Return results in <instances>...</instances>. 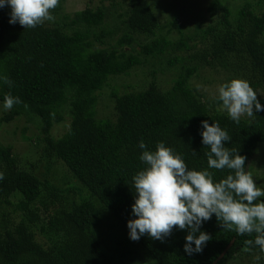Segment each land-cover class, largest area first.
<instances>
[{
    "label": "trees",
    "instance_id": "16d2710c",
    "mask_svg": "<svg viewBox=\"0 0 264 264\" xmlns=\"http://www.w3.org/2000/svg\"><path fill=\"white\" fill-rule=\"evenodd\" d=\"M151 1L101 0L69 14L59 0L51 24L27 29L10 24V8H0V102L7 94L21 100L0 116V125L21 117L32 123L36 133L25 136V127L23 135L34 142L45 168L42 176L35 165L24 167L13 145L0 140V264H235L247 257L264 264L257 233L223 228L215 214L201 225L211 236L201 252H185L188 229L178 227L163 241L130 239L127 224L135 218L137 195L132 178L146 167L141 140L151 151L164 142L190 170H208L219 182L230 170L208 168L210 148L201 135L202 121L216 122L231 137L225 147L246 157L245 170L256 186L250 162L264 143V110L236 123L218 96L191 84L200 68L217 67L230 74L223 83L247 80L264 106L263 0H244L235 10L234 0H211L214 22L193 35L176 19L164 25L168 33L172 27L181 32L174 40L158 32L162 26ZM109 39L115 43L97 45ZM149 63L173 72L170 88L162 91L156 81L136 92L114 88L115 116L99 118V97L109 79ZM68 119L66 131L55 135L54 125ZM105 212L119 222L117 235L124 238L114 251L104 244L110 235L102 239L98 231ZM246 240L253 244L246 246Z\"/></svg>",
    "mask_w": 264,
    "mask_h": 264
},
{
    "label": "clouds",
    "instance_id": "9594fccd",
    "mask_svg": "<svg viewBox=\"0 0 264 264\" xmlns=\"http://www.w3.org/2000/svg\"><path fill=\"white\" fill-rule=\"evenodd\" d=\"M58 3L59 0H0V8H10V24L18 22L27 29L54 20L51 10ZM2 79L11 86L6 76ZM217 92L223 108L236 123L244 115L252 117L254 112L264 110L257 92L245 79L233 78L222 83ZM20 103L19 97L7 94L3 107L10 110ZM201 123L202 143L210 148L205 154L208 168L228 169L230 174L214 182L210 171L190 170L164 142H157L155 151H151L141 140L140 160L146 167L132 178L137 195L132 205L135 218L127 224L130 239L138 241L142 235H147L163 241L178 227L188 229L185 252H201L211 239L208 233L200 230L201 225L215 214L223 228L234 229L240 235L257 233L254 243L264 251V201L259 200L264 197V190L256 186L252 174L245 170L246 157L239 154V149L225 147L231 140L228 132L216 122L209 124L204 120ZM3 178L0 173V180ZM252 244V240L245 241L246 246Z\"/></svg>",
    "mask_w": 264,
    "mask_h": 264
},
{
    "label": "rangeland",
    "instance_id": "374dc122",
    "mask_svg": "<svg viewBox=\"0 0 264 264\" xmlns=\"http://www.w3.org/2000/svg\"><path fill=\"white\" fill-rule=\"evenodd\" d=\"M243 1L244 0L231 1L230 4L232 9L235 10ZM254 1L256 2L257 0ZM210 2L211 0H152L151 6L153 9L155 8L154 11L156 10V15L160 26H162V29L158 30V32L162 34H169L170 39H178L181 34L180 31L172 27L171 32L168 33L169 27L164 28L166 23L173 21L174 19L177 20L181 26V30L187 35H193L201 28H206L209 24H212L215 19V16L211 14L208 9ZM100 3L101 0H64L62 12L74 14V12L78 10H82L88 6L94 7ZM258 9L260 12H264V0L263 6ZM46 22L51 24V21ZM118 35L119 34L114 36V38H117ZM112 43H115V39L112 41L109 39L106 43H97V45L100 47H107ZM178 65H181V63ZM154 67L158 68L157 66ZM154 67L149 63L147 65L134 67L128 74H121L111 77L109 79L108 85L104 87L100 94L97 107V116L99 118H114V101L113 98L110 97V94L114 88H117L120 94L131 91L136 92L146 89L152 81H156L158 87L162 91H166L168 88H170V86L173 84V72H168V70L162 72L159 70V68L157 72H153L152 68ZM215 68H211V66H207L206 68L202 67L200 68L199 73H197V75L193 76L191 79V84H193L194 87L198 88L200 91L205 92L209 97L218 96V85L227 80V76H230L227 71L225 72L220 68L219 71H217ZM173 69L175 68L173 67ZM7 111L8 110L4 109L3 103L0 102V116H2ZM68 123L69 119L62 123H56L52 130L53 133L57 136L62 135L66 131ZM25 127H28L25 136L30 137L33 135V133H36L34 125H32V123H28L25 117L15 119L11 122L1 123L0 140L6 145H13V150L17 155L19 163L32 170L36 168V173L43 176L45 173V168L43 162L40 161L41 154L36 149L32 140L24 138L23 129ZM32 165H35L34 168L31 167ZM250 167L255 171L254 175L259 179L257 187L261 190H264V143H261L258 153L256 152V154L252 157ZM51 177L54 178V181L59 182L60 180V178L58 179V176L56 177V175H52ZM61 184L62 183H60V185ZM259 199L264 201V197H260ZM100 224L101 225L99 226L98 231L101 235V238H106L103 237L106 234L110 235L108 238L109 242L106 241L104 243L105 245L108 244L107 250L114 251V249L120 245L118 241L124 240V238H120L117 235L118 231L120 230L119 222H117L111 214L105 212L102 216ZM114 234L119 239H116V237L113 236ZM235 264L256 263L247 257L243 261L241 260Z\"/></svg>",
    "mask_w": 264,
    "mask_h": 264
},
{
    "label": "water",
    "instance_id": "95a60500",
    "mask_svg": "<svg viewBox=\"0 0 264 264\" xmlns=\"http://www.w3.org/2000/svg\"><path fill=\"white\" fill-rule=\"evenodd\" d=\"M233 241L234 240H232V242L227 246L226 250L220 255L219 258H221L225 254V252L228 250V248L232 245Z\"/></svg>",
    "mask_w": 264,
    "mask_h": 264
}]
</instances>
